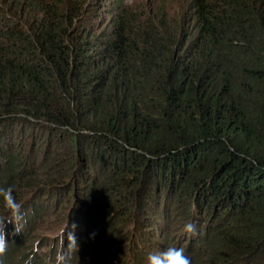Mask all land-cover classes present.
Wrapping results in <instances>:
<instances>
[{
  "label": "trees",
  "instance_id": "16d2710c",
  "mask_svg": "<svg viewBox=\"0 0 264 264\" xmlns=\"http://www.w3.org/2000/svg\"><path fill=\"white\" fill-rule=\"evenodd\" d=\"M79 5L0 0V188L23 230L74 186L69 264H148L177 217L191 264H264V0ZM6 227L0 264H25Z\"/></svg>",
  "mask_w": 264,
  "mask_h": 264
},
{
  "label": "rangeland",
  "instance_id": "374dc122",
  "mask_svg": "<svg viewBox=\"0 0 264 264\" xmlns=\"http://www.w3.org/2000/svg\"><path fill=\"white\" fill-rule=\"evenodd\" d=\"M73 1V0H72ZM126 3L135 6V4L141 5L145 4L150 7L153 13L160 12L168 16L170 19L180 18L183 16L187 10V4L189 0H124ZM116 2V0H78L79 7H83L80 10L79 14L82 15V19L85 22H96L102 20L103 22H108L111 19L112 12L110 8ZM73 3V2H71ZM16 143H19V141ZM22 144V143H21ZM28 145V144H27ZM27 149V147H25ZM47 157V156H46ZM43 159V155L41 156ZM61 167V166H59ZM75 188L70 187L68 195L63 194L61 198L57 196L56 192L53 193L52 198L57 197L59 206L53 208V212L50 213V217L42 216V218H37V224L34 227H27L20 233L19 239L16 242L17 245L12 248H20V254L26 256V260L29 256H35V264H46L45 261H48V264H55V256L61 250L62 238L61 234L65 232L67 225H72L73 221L71 220L70 213L72 212L76 216L79 212L77 200L82 199V192ZM24 192L23 190L21 191ZM48 198V197H46ZM51 198V197H50ZM61 200V201H59ZM81 205V203L79 204ZM76 207V208H75ZM76 210H75V209ZM8 214L6 208H0V217H4ZM180 217H177L175 221L172 222V228L174 230V237L171 239L173 246L171 247H180L181 235L183 234V225L180 224ZM85 221H88L87 219ZM9 223H6V226ZM129 224H134L131 221ZM90 225V224H88ZM6 237H8L7 227L5 228ZM27 233V234H26ZM17 236V235H16ZM50 239L49 241H46ZM186 239H184L185 241ZM52 243V245L50 243ZM10 243V242H9ZM67 240L65 239V245ZM180 245V246H179ZM35 250V252H34ZM162 251V250H158ZM153 253V252H152ZM23 255H17L14 260L18 261L23 258ZM33 264V263H32Z\"/></svg>",
  "mask_w": 264,
  "mask_h": 264
},
{
  "label": "clouds",
  "instance_id": "9594fccd",
  "mask_svg": "<svg viewBox=\"0 0 264 264\" xmlns=\"http://www.w3.org/2000/svg\"><path fill=\"white\" fill-rule=\"evenodd\" d=\"M13 191L12 187L0 188V196H3L5 207L9 213L4 217H0V256H3L8 248L5 231L6 221L14 226L13 235L21 233L25 223V214L21 211L22 206L16 202ZM76 228L77 225L73 223L70 228H66L65 232L61 234L62 246L55 256V264H69L73 252L79 251L80 243L76 235ZM183 232L194 235L196 225L192 222L186 223L183 226ZM65 239L67 240L66 245ZM33 258L34 255L29 256L25 264H31ZM147 259L148 264H191L190 258L184 254V249L176 247H167L164 251L149 253Z\"/></svg>",
  "mask_w": 264,
  "mask_h": 264
}]
</instances>
